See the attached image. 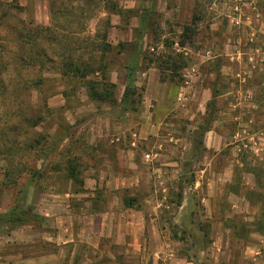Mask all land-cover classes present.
Masks as SVG:
<instances>
[{
  "label": "rangeland",
  "instance_id": "1",
  "mask_svg": "<svg viewBox=\"0 0 264 264\" xmlns=\"http://www.w3.org/2000/svg\"><path fill=\"white\" fill-rule=\"evenodd\" d=\"M1 1L8 4L18 2ZM110 1L124 14L108 15L98 9L87 23L88 31L92 34L98 27L99 31H103L102 22L108 20L107 41L113 47L118 43L140 39L139 53L142 52L143 57L139 53L136 56L138 62L145 59L142 69L135 73V111L92 101L81 81L73 80L65 84L55 72H42L45 81L39 90H33L23 100L25 115L33 119L39 116L41 122L33 127L25 123L26 138L24 133L15 138V142H22L21 148H16L19 151L18 163L13 150L1 148L10 145L8 139L11 138L7 132H0V213L9 211L15 201L26 202V197L33 194V186L49 192L54 183L55 190L66 189L63 172L57 174L52 169L57 163H75L73 138L77 130L92 129L94 135L102 131L105 135L123 131L126 149L137 150V162L149 166L150 170L152 167L159 169L155 173L157 184H153L154 179L151 180L143 192L154 194L156 190L158 198L165 195L160 222L168 227V236L175 241L186 239L192 247L183 252L196 264H213L220 252H216L211 244L212 226H215L216 221H221L226 228H239L253 221L255 216L250 206L247 203L241 205L234 195L242 187L240 176L243 173L247 176V170L264 163V159L252 153L244 137L238 148L227 144L216 156L212 152L203 153L202 128L207 125V119L212 122L214 117H218L223 121L219 123L221 131L227 135L239 130L242 136L264 131V100H261V108H250L251 104L247 106L252 88L264 91L261 85L264 78V0H182L185 2L181 7L178 5L180 0ZM103 2H99L100 7ZM31 4L29 8L22 7L17 16L31 23L32 17L50 20L47 0H35ZM193 18L196 24H192ZM185 26L192 32L187 34L189 38L183 40ZM168 56L177 60L180 58V63L176 65L182 67L171 70ZM127 59V54L116 52L109 53L107 57L109 81L116 85L117 101H120L125 87L124 65ZM191 66H194V71L191 68L189 72L184 71ZM36 75V72H31V77ZM216 89L219 91L217 97L227 95L229 99L219 100L220 113L218 110L215 113V104L212 102ZM227 102L233 106L238 104L237 110L231 108L232 114L225 111ZM235 114L238 115L237 120L234 119ZM143 124L148 131L151 128L155 131L146 134L145 137H149L145 140L138 139L134 147L130 146L128 142L131 134H138ZM1 127L0 121V131ZM106 139L105 136H94L92 145L96 143L95 156V150L101 151L102 146L106 147ZM157 140L165 142L166 151L153 148ZM158 152L159 158L146 160L143 157ZM261 153L264 155V150ZM243 162L250 164L247 170ZM202 163H216V166L200 172L204 168ZM230 164L242 166L237 170V183L229 188L232 194L224 197L223 186L216 181L219 177L229 176L228 173L223 174L222 169ZM199 180L195 189V183ZM233 204L236 207L229 208ZM218 205L229 212L236 210L237 216H221L215 210ZM206 206L212 211L211 214L206 211ZM38 221L36 219L30 224ZM9 227L8 224H0V252L9 247L4 240ZM26 232L20 229L16 231L18 237ZM30 234L33 242L31 246L41 243V236L37 237L36 231ZM250 237V233H243L235 238L237 241L231 252L240 251L243 241H250ZM15 246L19 252L21 246Z\"/></svg>",
  "mask_w": 264,
  "mask_h": 264
},
{
  "label": "crops",
  "instance_id": "2",
  "mask_svg": "<svg viewBox=\"0 0 264 264\" xmlns=\"http://www.w3.org/2000/svg\"><path fill=\"white\" fill-rule=\"evenodd\" d=\"M15 1V0H14ZM30 1L29 5L28 2ZM35 0H18L14 2L21 7H31ZM180 0L178 5L181 7ZM34 6V4H33ZM33 23L49 25L47 18L40 20L32 17ZM194 71V66L184 69L185 72ZM262 71L264 72V66ZM261 85L264 86V78ZM252 96L249 97L250 108H261V100H264V91L259 92L252 88ZM228 101L227 95L215 96V113H220L219 100ZM237 105L226 103L225 111L232 114V109L237 110ZM146 107V106H145ZM206 110V109H205ZM238 113V112H237ZM142 119V118H141ZM234 119H238L235 114ZM222 119L214 117L209 128L203 133L201 150L203 153H219L227 147V144L238 148L243 137L250 144L249 149L260 159H264L261 150H264V131L258 133H246L242 136L241 130L232 134L223 133ZM155 127V125L153 126ZM140 132L132 133L128 144L134 147L138 139H144L148 133L155 131L142 125ZM144 132V133H143ZM93 134L92 129L77 130L73 138V179L64 176L66 189L55 190L52 183L49 192L33 186V194L21 200L22 206L39 216L40 224H22L8 230L4 240L6 251L0 252V264H196L183 251H189L186 239L175 241L168 236V227L161 224L165 195L159 198L151 192L144 193L146 184L154 179L157 184L155 173L159 171L155 167L138 163L135 158V149H126L124 132L116 134L102 133ZM107 137L106 147L101 151L95 150L94 136ZM149 137V136H148ZM147 137V138H148ZM146 138V139H147ZM232 141H229V140ZM127 144V143H126ZM154 149L166 151L164 141H156ZM236 150V148H234ZM152 153L153 151L150 150ZM262 155V156H261ZM159 158V152L153 154V158ZM99 160V162L97 161ZM84 160V163H82ZM96 161V162H95ZM103 161V163H100ZM77 162V163H76ZM87 162V163H86ZM60 164L61 163H57ZM239 164V163H238ZM224 166L223 174L228 177L217 178L216 183L223 186L222 196L230 195L229 189L237 183V170L241 164ZM204 168L200 172H206L216 163H202ZM157 167V165H156ZM149 169V170H148ZM145 170V171H144ZM58 174V173H57ZM244 174V176H243ZM240 176V191L236 193L235 200L239 203H247L252 209L253 221L247 223L250 233V241H243L240 251L231 252L235 248L234 228L224 227L221 221H216L213 228L212 246L216 252H220L214 259L213 264H264V233L257 231L256 219L260 212V205L250 202L246 193L260 191L255 175L252 172L243 173ZM152 175L154 177H152ZM251 176V178L249 177ZM195 183V189L198 187ZM160 184V183H159ZM151 187V184H149ZM141 192V193H140ZM147 192V190H146ZM233 200V201H235ZM126 201L130 202L129 205ZM225 201L222 200L223 203ZM166 203V202H165ZM236 204L230 205L234 209ZM11 208V207H10ZM9 208V209H10ZM206 211L211 210L205 207ZM228 208V209H229ZM217 213L221 216L232 218L237 216V211L222 210L218 205ZM8 212V211H7ZM239 212V211H238ZM2 213H6L3 211ZM227 220V219H226ZM18 229L26 230V234L17 235ZM173 229V228H171ZM36 231L37 237L41 236V243L31 246V232ZM233 232V233H232ZM29 243V244H28ZM21 246L18 252L16 246ZM239 248V247H238ZM226 253L228 255L226 256ZM227 257V258H226ZM219 259V260H218Z\"/></svg>",
  "mask_w": 264,
  "mask_h": 264
},
{
  "label": "trees",
  "instance_id": "3",
  "mask_svg": "<svg viewBox=\"0 0 264 264\" xmlns=\"http://www.w3.org/2000/svg\"><path fill=\"white\" fill-rule=\"evenodd\" d=\"M50 14V24L41 25L26 22L19 18L17 13L22 7L17 4H8L0 0V121L1 133L6 132L11 139L10 145H3L5 151L13 150L19 160L17 149L22 142H15V138L27 130L23 126L33 127L41 122L40 117H27L23 109V100L30 96L33 90H39L45 81L42 72H55L66 83L79 80L86 88L89 99L95 102L121 106L124 110L135 111L137 101L135 95V73L142 69L143 61L138 62L136 54L141 51L139 40L129 43H118L113 47L107 41L106 28L109 21L104 24L103 31L99 27L94 33L88 31V21L98 9L106 14L122 16L124 11L110 0H47ZM110 2V3H109ZM150 14V13H149ZM196 24V20L191 21ZM191 29L183 28V40ZM184 44V41L182 42ZM125 53L128 56L125 63V87L120 101L115 98V84L109 81V53ZM141 57H143L142 52ZM171 70H179L182 66L176 65L181 59L167 57ZM172 61V63H171ZM177 63V64H178ZM36 72V77H31L30 70ZM219 94L213 91L215 97ZM214 104V101H212ZM44 106V105H43ZM47 111V108H45ZM6 118L12 121H7ZM16 119V121H15ZM207 125L202 128L203 133L209 128L211 119L205 121ZM202 139V138H201ZM17 148V149H16ZM261 164V165H260ZM264 163L254 165L247 170L249 163L243 162L245 170L252 172L262 192H248L250 202L260 205V214L256 219V230L264 233ZM53 172H63L64 176L73 179V163H64L63 167L56 164ZM39 174V173H38ZM43 175V174H41ZM181 195V193H180ZM179 195V196H180ZM129 205L130 202L126 201ZM39 219V216L25 209L21 202L15 201L8 212L0 213V224H8L11 228L27 224ZM234 232L239 238L243 233H249L247 226L235 227Z\"/></svg>",
  "mask_w": 264,
  "mask_h": 264
},
{
  "label": "built area",
  "instance_id": "4",
  "mask_svg": "<svg viewBox=\"0 0 264 264\" xmlns=\"http://www.w3.org/2000/svg\"><path fill=\"white\" fill-rule=\"evenodd\" d=\"M143 157H144L146 160H152V159H153V156L150 155V154H145V155H143Z\"/></svg>",
  "mask_w": 264,
  "mask_h": 264
}]
</instances>
